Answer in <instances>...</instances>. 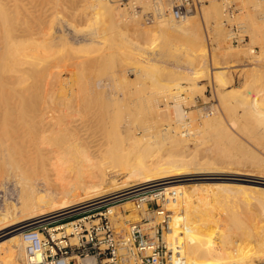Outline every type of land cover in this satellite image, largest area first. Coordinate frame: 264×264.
Returning <instances> with one entry per match:
<instances>
[{
  "label": "rangeland",
  "instance_id": "1",
  "mask_svg": "<svg viewBox=\"0 0 264 264\" xmlns=\"http://www.w3.org/2000/svg\"><path fill=\"white\" fill-rule=\"evenodd\" d=\"M106 1L114 3L120 8L123 12L121 21L118 26L116 25L112 30L109 29L112 32L108 30L109 34L103 42L89 44L91 48H88L86 51L78 50L79 46L83 43L90 42V37L82 31L86 25L84 16L85 1L67 0L66 3L62 2L61 20H58L54 26L57 29V34H59V38H57L58 46L54 48L58 49L60 54L57 51L53 57H45L42 53L36 55L34 59L29 60L31 62L28 61L29 68L23 75L25 80H23L22 84L16 86L22 85L20 87L22 89L18 87L12 94L15 96V100H19L20 96L24 95L25 99L20 98L22 101H26L27 99H32L35 103L40 101L41 83L44 80L42 67L44 64H47L52 70L58 64L57 67L60 66L59 69L64 76L63 83L65 81L63 84V88L65 89L59 91L61 97H63V93L66 91L67 93L73 91L74 97H71V99L76 106L87 105L88 107H96L112 105L113 109L109 107L112 111L116 110V106L121 107L118 108L121 113L116 114L117 116L112 121L113 123L108 124L99 121L100 116L84 118L83 115H80V119L75 123L76 129L72 131L75 141L69 134L60 132L59 142L64 146L68 145L64 152L72 164L73 177L83 173L87 167L86 165L91 160L90 158L94 157L92 153L96 154V160L99 163L102 162L106 165L115 163L117 165L115 168L118 173L111 174L103 187V190L106 192V198L109 199L110 197L108 203L94 199L92 194L87 195L86 198L96 202L97 206L93 212L100 210L98 208L100 205L111 206L110 208L116 209L119 214L121 208L122 226H126L128 220L137 221L148 214L156 216L160 208L174 214V210L170 209L175 208L177 203L174 199L169 198V190H164L159 195L148 194L147 198L141 199V208H137L134 203L141 196L139 193L131 195V197L127 198L128 200H118L111 193L116 183H122L127 178L129 170L133 166L139 168L141 159L148 160L152 153V159L155 160L157 158L155 161H162V163L164 161L170 163V160L165 158L166 156L169 157V153L171 155L173 152L174 155H178L182 159L185 158V160L192 158L188 162L182 161L174 166L169 176L170 180L178 179L185 173L186 163L190 165L188 168H192L190 170L194 172L196 167H201L206 173L223 174L225 172L219 177L211 178L210 176L213 175H209V179L207 177L198 179L196 176L188 175L185 177V180L175 181L170 185L183 183L186 187H199L200 185H204L202 187H212L216 185H213L215 182L220 183L225 181L224 178H233L231 181L238 184L234 186L236 191L235 189H233V192L231 190L232 195L229 192L226 194H224L225 192H220L222 195L219 194L218 199H213L214 203L212 202L213 204L211 203L209 206L212 205L215 208V214L217 213L215 219L218 220L217 222L221 221L220 225L223 224L222 228L226 229V232L229 233L228 237L234 240L233 243L229 244V247L231 245L232 248L237 247L239 243L240 245H244L243 247L246 246L247 250L252 246L249 254L243 255L239 263L235 261L231 264H264V248L258 245L260 241L258 238L261 239L262 236L261 226H264V205L261 204V201L264 199V187L261 188L262 190L260 189L264 184L257 182L259 181L258 177H264V136L261 135V131L256 123L252 121L250 125L246 117L248 115H245L247 106L254 105L253 99L255 97L258 100L264 97V0H195V8L188 14V16H191L194 15L193 13H196L193 26L197 31L195 34L177 32L163 25L160 26L159 19L162 17L161 14H164V16L173 15L175 20L179 21L172 10L176 0H146L147 2L144 0L145 3L139 0L140 5L138 3V6H141L140 10L142 11L135 10L137 7L135 8L132 3L136 0L132 2H126L127 0ZM165 1H167L166 5L163 3ZM141 3L144 5H141ZM146 12H153L156 21L151 23L146 22L143 17V14ZM109 17L110 15L106 14V22H110ZM66 18L70 20V23L65 21ZM236 27L238 28L237 35L239 36V41H235L231 36ZM73 47H76L77 50H74ZM70 66L72 67L71 69H76V74H70V71H68ZM57 67L56 69H58ZM219 71L225 72V80L223 79L222 81V78L218 77ZM28 94H31L30 98H27L28 96L26 95ZM224 94H228V96L222 98ZM221 95L222 97H220ZM68 99L71 102V99ZM255 105L259 109L264 110V104H261L259 101ZM215 115H218V118L212 123H207V120ZM190 124H193L194 127L192 128ZM252 126L254 129H252ZM217 130H220L221 133L218 134L217 132L219 131ZM227 130L229 134L231 133L229 136H227ZM175 133L180 136L181 133H185L181 137L186 138L187 140L185 141L187 142L184 141L177 146L172 141V145L170 136L172 137ZM199 133L203 135V137L198 136L200 142L197 140V135H200ZM214 133L216 137L218 134L217 138L214 136ZM254 133H257V138ZM220 134L221 136L227 135L225 138L223 136L222 139L219 136ZM250 137L251 140L248 139ZM229 139H233L234 141ZM196 140L199 143L205 144V146L202 144L205 149ZM71 141H74V145L69 143ZM193 141L195 144L192 143ZM208 142L209 145H206ZM235 143L240 147L242 145H245V147L239 148L237 145L235 146ZM210 144L214 145V148H210L211 152L209 151ZM199 146L202 147L201 151H198L200 150ZM215 146L219 147L216 148ZM247 148H250L248 149L249 152L251 149L252 151L254 149L256 151L254 150L249 153L246 150ZM189 149L193 151L189 152ZM223 149H225L224 152H222ZM186 150L189 152V156ZM216 150L219 151L217 152ZM240 150L241 153L244 151L243 155L240 153ZM185 153L188 158L184 156ZM244 153L248 156L246 155L245 157ZM258 154L259 156L256 157ZM208 155L210 156V160ZM211 155H214V157ZM216 155H220V157ZM203 157H206L205 161L208 160L207 163H205ZM248 157L250 160H248ZM212 158H215V160ZM260 158L263 159L262 164H260L262 162ZM254 159L256 160L254 161ZM259 160L260 162H258ZM216 162L219 163L217 164ZM201 164L203 165L201 166ZM256 170L258 171L256 172ZM244 171L247 173H244ZM253 175L256 176L254 177ZM206 183H209L210 186L206 185ZM246 184L248 185L246 188L249 187L250 189L248 188V192H245V188L244 194L242 193L243 198H241L240 191L242 192ZM52 186L54 185L52 184ZM4 188L7 192V199L2 195ZM256 192L258 193V197L262 198L261 200L257 198ZM234 193L238 194L239 197L238 195L233 196L235 195ZM228 195L232 196H230L231 200ZM247 195L250 196L248 197ZM253 198L257 199L256 202H254L255 200L251 202ZM233 199L237 201L235 202ZM231 201L234 205L237 203V206H233ZM5 202L7 203L5 204ZM240 202L243 204L238 205ZM130 203L133 204V208L128 206ZM215 203H219L218 206L221 205V208L223 206L222 209L224 211L219 209ZM20 205L19 189L14 183L9 182L6 184V187L0 186V213H7L9 211L8 217H11L9 219H18L19 216L21 217V213L16 208ZM237 209L241 210L239 212H244L245 216L250 214L249 217L251 218L253 217L251 215H255L256 213L257 217L256 215L254 217L257 219L253 217L254 221H252L253 219L246 216V225L243 222L248 229L251 228L250 230L254 231L255 235L245 228L244 225L237 228L230 224L229 213L234 218L237 217V214L242 220L245 217L244 213H237ZM233 210L235 214H233ZM258 211L259 216H262H260L261 219L258 216ZM89 212L91 213L92 210H89ZM74 213L71 219L77 216ZM219 214H221V217ZM35 215L46 216L39 213L38 215L33 214L28 219H32ZM14 216L16 217L14 218ZM63 216H66V214ZM216 217L219 218L217 219ZM58 218H49L45 222ZM239 218L236 219L240 220ZM62 220V222H65L67 218L64 217ZM257 220L258 222L262 220V223H258ZM250 221H252V224L256 221V224L254 223L251 227ZM169 223L172 224V220ZM228 224L231 225V229L227 227ZM46 225L48 224L46 223ZM258 225L259 228L257 229ZM254 226H256V229H254ZM50 227L52 228L53 226ZM192 235L191 238V235L189 236V239H193L194 237L195 240H199V237L200 239L202 238L198 234H196L198 236ZM246 236L248 238L250 236L252 239L250 240ZM166 238L168 239L167 236ZM240 238L242 239L240 240ZM244 238L247 240H244ZM194 239L190 243L191 246L194 244ZM257 249L260 251H257ZM2 251L3 248L0 249V254L3 253Z\"/></svg>",
  "mask_w": 264,
  "mask_h": 264
},
{
  "label": "bare ground",
  "instance_id": "2",
  "mask_svg": "<svg viewBox=\"0 0 264 264\" xmlns=\"http://www.w3.org/2000/svg\"><path fill=\"white\" fill-rule=\"evenodd\" d=\"M84 1H85L84 2L85 12L84 11L83 12H84L85 20H86V23H85L86 25L82 31L88 37H90V42L83 43L82 45L80 44L81 46H79L78 48V50L80 51H86L88 50V48H91L89 46V44L91 43L95 44V43L103 42L107 38L109 31L112 30L113 27H116V25L117 26L119 25V22L121 21V17L123 15V12L120 10V8L114 3H110L109 1H106V0H84ZM138 1L139 0L134 1L132 3L133 6L137 8L141 7V6H138V3L140 2ZM141 1L145 3L146 0L145 1L141 0ZM62 2L66 3L67 0H0V184H1L0 186L6 187L7 183L9 182L14 183V185H16V187H18L19 189V203L21 204L19 207L17 206L18 208H16V209H19L21 213V217L19 216L20 218L18 217V219L15 218L16 216H14L15 219L13 220L9 219L11 218L10 216L8 217L9 211L7 213H0V247L3 248V251H2L3 253L0 254V264H27V254H26L25 242L19 230L20 228L19 225L22 222L32 221L31 223H33L34 225L43 224L42 222L46 219L36 220L37 218L42 217L43 215L41 216L35 215L32 219H28V218H30L33 214L38 215L39 213L44 214V215L55 214L54 215L55 218L56 217L57 218L60 217V218L53 219L52 221L48 222L47 223L48 225L50 224V226H53L52 228L50 226L49 227L52 230H57V229H60L61 227L67 226L69 230V221L72 220L71 218L73 216L74 210L77 209L75 207L81 204L82 205L86 204L83 206H88L90 204L96 205L95 201L86 198L87 195L92 194L94 199H98L99 201H100V198H103L104 200H102V202L108 203L110 197L109 199L106 198V192L103 190V187H104V184L107 182L108 177L111 174L113 175V173L115 172L118 173L117 169L115 168L117 166L115 163L114 164L109 163L107 165L102 162L99 163L96 160V156H95L96 154L92 153L94 157H91L90 158L91 160L89 159L90 161L88 165H86L87 167L83 171V173L79 174L76 177H73L74 172H73L72 164L70 160L66 157L65 152H64L65 148L68 145L66 146L62 145L59 142V136H60V132H64L66 134H69L71 138L74 140L72 131H75L74 129H76L75 123H77L78 119H80L79 117L80 115H83L84 118L100 116L99 121H102L105 124L113 123L112 121L115 120V117L117 116L116 114L121 113L120 110L118 109L120 106H116V110L119 111L118 113L116 110L112 111L110 109L112 105H101V106H96V107H88L87 105L86 106H82V105L76 106L73 104L72 99H71V97H74L73 91H69L68 93L66 91L65 93H63V97H61L59 95V91L62 89L63 90L65 89L63 88V84L65 83V81L63 83L64 76L61 70L59 69L60 66L57 67L58 64L55 65L54 68H52V70L47 64H44L42 67V70L44 72V80H42V83H41L42 87H41L40 101L36 103L35 101H32V99L30 100L27 99L26 101H22L20 98H24L23 97L24 95L23 96L21 95L20 98L18 97L19 100L16 101L14 98L15 96L12 95L16 91V88L18 87L20 88L22 85L18 87L16 86L18 84L19 85L22 84L23 80H25L23 75L27 72L29 68L28 67L29 60L34 59L36 55H39L42 53L44 54L45 57L46 56L53 57V55H56V52L58 51V49L54 47L58 46L57 38H59L58 37L59 34H57V29L54 26L58 20H61L60 14L62 13L61 12ZM166 2L167 1L163 3L166 5L167 4ZM141 5H144V4L141 3ZM106 14L110 15L109 17L110 22H106L107 20V18L105 19ZM193 14L194 15H191V16L187 15L184 18H182L183 20L179 19V21L175 20L173 15L164 16V14H161L162 17L159 16L161 17V19H159V23L161 24L160 26L163 25L164 27H168V29L171 28L177 32L195 34L197 33V31L194 29L193 26H194V19H195L194 16H196V13H193ZM67 19L68 18H66L65 21L70 23V20L68 19L69 20L68 21ZM78 31L80 30L78 29ZM73 49L77 50L76 47H73ZM58 54H60L59 51H58ZM56 67L58 69H56ZM71 68H72L71 66H70V69L68 68L69 69L68 71H70V74H73V73L76 74L75 72L76 69L74 70ZM217 75L219 78H222V81L223 79L225 80V76H224L226 75L225 72L219 71ZM26 96H28L27 98H30L31 94H28ZM225 96H228V94H224L223 97L221 95L220 97L224 98ZM68 98L71 99V102L69 101ZM7 100L9 101L7 102ZM258 101L261 104H264V97H262L259 100L255 97V99H253L254 105L247 106L245 115H248L246 117H247V121L250 122V125L252 121L256 123L259 127V130L261 131L260 132L261 135L264 136V110H261L258 107H256L257 105H255V103H257ZM89 114H91L92 116ZM217 116L215 115L214 117L209 118V120H207V123H210V122L212 123L215 119L218 118ZM190 125L192 126V128L194 127L193 124H190ZM205 126H207V124H205ZM252 129H254V127ZM252 129H248V130H252ZM228 130H227L228 135L226 134L227 136L231 134V133L229 134ZM217 131H219L217 132L219 134L223 130L221 129V131L220 130H217ZM176 133L172 135V137L170 136V138L172 139L171 142L173 141L175 143L174 145L178 146L187 139L184 137H181L182 134L185 135V133H181V136L177 135ZM222 133L224 134V132ZM199 134L200 135L196 134L197 140L199 139L198 136L203 137V135H201L202 133H199ZM218 134H217V137H218ZM256 134H255V137H256ZM226 135H223L224 138L226 137ZM214 136H215V133H214ZM219 136H221V134ZM223 136H221L222 139H223ZM230 137L232 138V136ZM248 139L251 140V137ZM229 140H233V139H229ZM74 141H71L69 143L74 145ZM173 142H172V145H173ZM209 142L206 143V145L207 144L209 145ZM192 143H194V141ZM199 144H201L202 146L203 143H199ZM236 145L237 144L235 143V146ZM201 146H199L200 150L198 151H201L202 150L201 148L205 146V144H203L202 147ZM210 146H209V151L211 150L210 148H214V145L210 144ZM237 146L239 148L245 147V145L244 146L242 145L243 147L242 146L240 147L239 145ZM215 147L218 148L219 146L218 147L215 146ZM221 148H222V145H221ZM250 148L246 149L247 152H249L248 149ZM188 151L191 152L193 150L190 151L189 149ZM188 151L186 150V153ZM216 151L218 152L219 150H216ZM224 151L225 149H223L222 152ZM189 152L187 153L188 156L190 155ZM243 152L241 153V150H240V153L242 155H243ZM186 153L184 156L188 158ZM214 155L213 156L211 155V156L214 157ZM220 155L219 156L216 155V156L220 157ZM246 155L247 154H245L244 156L246 157ZM168 156L169 157L166 156L165 159L170 160V163H166L165 161L163 163L162 161H155L157 159L156 156H155L156 159L153 160L152 159L153 153L150 155L148 160L141 159L139 168H136L134 166L133 168L130 167L131 169L129 168L130 170H129V174L127 178L122 183L121 182L116 183L115 186H113L112 191H111L112 195L116 197L118 200H122V199L128 200L127 198L131 197V195H135L138 193L141 195L138 198L141 199V198H147L148 194L159 195V194H162V191L164 190L170 191L169 198L174 199L177 203L175 208L170 209V210H174V214H172L171 219H170L172 220V224H170L169 226V231L168 232L166 231V236L168 237L167 240H169V243H171L173 246V252H172L173 253L172 263L173 264H231V263H234L235 261L239 263V260L241 259L243 255L249 254V251L251 250L252 246L250 247L248 245L250 249H247V250L245 248L246 246L243 247L244 245H240L239 243L237 247L232 248V245L231 247H229V244L233 243L234 240L228 237L229 233L226 232V229L222 228L223 224L220 225L221 221L217 222L218 220L215 219V216H217V213L215 214V211H214L215 208L212 205L209 206L212 202L214 203V201H212L213 199L219 198L218 195L220 194V192H223V193L225 192L224 194L229 192L231 194L233 192V189H235L234 186L238 184L236 182L231 181V179L233 178L230 177L226 179L224 178L225 181L220 182V183L212 182L214 183L213 185L216 184L215 186H212V187H202L204 185L202 186L200 185L201 187L200 186L199 187H195V186L186 187L183 183L179 185H170L175 181L178 182L181 180H185V177H187L188 175L196 176L198 177V179L206 178V177L208 178L209 175H213V176H210L212 178V177H219L220 175H223L225 172L223 174L222 173H206V171L202 170L201 167H196L195 168L196 170L193 168L195 170L194 172L193 170H190L192 168H188V166L190 165L189 164L187 165L186 163L185 173L182 174L178 179L170 180L169 176L173 170V167L178 165L182 161L188 162L192 158L190 160L189 159L185 160L184 156H183L184 159L179 158L178 155H174V152L171 155L169 153ZM258 156L259 154L256 157ZM205 158L203 157L204 161H205ZM208 158L210 160V156ZM158 159L162 160L160 158ZM212 159L215 160V158H212ZM256 159H254V161ZM248 160H250L249 157H248ZM261 160L262 162L260 164L263 163V159ZM207 161H205V163H207ZM232 161H235V160H232ZM236 161L238 162V160ZM258 162H260V160ZM202 165L203 164H201V166ZM257 171L258 170H256V172ZM245 172L246 171H244V173ZM235 179L237 180V178ZM220 180H221V177H220ZM258 180H259L257 181L258 183L264 184V177H258ZM156 181L158 182L156 183ZM52 184L54 186H52ZM210 184L206 183V185H209V186ZM247 186H248L247 184L244 188L240 186L243 188L242 192L240 191L241 195L242 193L244 194L243 191L245 190ZM254 187L252 188L254 189ZM262 187L264 186H261L260 189ZM248 188H246L245 192H248L247 191ZM231 190L232 192H230ZM261 190L259 191L261 192ZM2 195H4L6 198L7 192L5 188H4ZM231 195H228V196L230 197ZM236 195L238 194H235L233 196H236ZM231 197H230V200L232 199ZM240 197L243 198V195ZM257 198L259 200L262 199L261 197H258V193H257ZM253 200H255V198L251 199V202ZM256 200L254 202H256ZM263 201H261L262 203L261 202L260 203L264 205ZM6 203L7 202H5V204ZM231 203L230 205L233 204V206L235 205L237 206V203L235 205L234 203L232 204ZM241 203L242 202H240V204L238 205H241ZM215 204H217V206L219 205V203H215ZM128 206L133 208V204L131 203L128 204ZM220 206H218L219 209H222L223 206L222 208ZM245 206L247 207L246 204ZM88 208L90 209V211L92 210L91 213H93L96 206L88 207ZM239 211L241 210H238L237 213ZM69 212L70 214H68ZM16 213L18 214V212ZM86 213L90 214L89 210ZM241 213L243 214L244 212H239V214ZM64 214H66V216H63ZM233 214H235V211ZM220 215L221 214H219V216ZM243 215L245 216V213ZM255 215L253 214L251 216L254 217ZM236 216L237 217L234 218L233 215H230L229 213L228 218L230 217L229 220L232 222V223L230 222L232 226L234 225L237 228H240L245 224L246 222L245 218L247 215L245 217L243 216L244 217L243 220L240 219L241 217L240 218L238 217V214ZM249 216L250 214H248L247 218ZM258 216H259V211H258ZM64 217L67 218V221L62 222L63 221L62 218ZM253 217L252 218L249 217V218L253 219ZM216 218L218 219L219 217H216ZM236 218H239L240 220H237ZM262 220L261 221L259 220V222L262 223ZM252 221H254V219ZM252 221H250V223ZM255 222H253V224ZM230 224H228L227 227L231 229ZM253 224L251 225V227L253 226ZM245 225L244 227L247 228ZM258 228H259V225L257 229ZM250 229L248 230L251 231ZM254 229H256V226H254ZM261 232H262L261 233L262 236H261V239L258 238V240H260L258 245L264 248V226H261ZM251 233H254V231H251ZM192 234H195V235L198 234L202 236L201 239L200 237L198 238L199 240H195L193 237V239L195 240L194 244H192L193 246H191L190 244L191 242H193V239H189L190 235H191L190 238L193 236ZM241 239L242 238H240V240ZM251 239L252 238H250V240ZM244 240H247V239L244 238ZM258 250L259 249H257V251Z\"/></svg>",
  "mask_w": 264,
  "mask_h": 264
},
{
  "label": "built area",
  "instance_id": "3",
  "mask_svg": "<svg viewBox=\"0 0 264 264\" xmlns=\"http://www.w3.org/2000/svg\"><path fill=\"white\" fill-rule=\"evenodd\" d=\"M140 8L135 10L142 11ZM193 8L195 0H176L172 10L177 19H182ZM143 17L146 22L155 21L153 12H146ZM237 29L232 33L235 41L240 40ZM141 199L134 202L137 208L142 206ZM83 205L75 207L77 216L69 221L70 231L67 226L52 230L46 225L45 221L55 214L36 219H46L43 224L27 221L19 225L27 264H173V246L165 233L170 226V212L160 208L156 216L148 214L137 221L128 220L122 226L121 208L119 214L111 206L100 205L97 212L86 214L88 207L97 204Z\"/></svg>",
  "mask_w": 264,
  "mask_h": 264
}]
</instances>
